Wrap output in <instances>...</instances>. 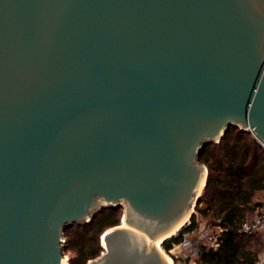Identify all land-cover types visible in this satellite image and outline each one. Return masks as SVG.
I'll return each instance as SVG.
<instances>
[{"label":"water","instance_id":"95a60500","mask_svg":"<svg viewBox=\"0 0 264 264\" xmlns=\"http://www.w3.org/2000/svg\"><path fill=\"white\" fill-rule=\"evenodd\" d=\"M231 126L264 145V0H0V264L120 205L87 264H170Z\"/></svg>","mask_w":264,"mask_h":264},{"label":"trees","instance_id":"16d2710c","mask_svg":"<svg viewBox=\"0 0 264 264\" xmlns=\"http://www.w3.org/2000/svg\"><path fill=\"white\" fill-rule=\"evenodd\" d=\"M199 161L208 167L206 186L196 203L199 216L220 225V245L203 244L197 264H257L264 246L261 232L239 231L245 220L264 214L256 198L264 193V145L251 131L231 126L219 142L204 146ZM123 206L105 207L90 222L73 223L65 228L64 251L69 264H87L101 254L104 232L122 221ZM191 223L162 242L169 251L184 239V233L198 226L196 214Z\"/></svg>","mask_w":264,"mask_h":264},{"label":"rangeland","instance_id":"374dc122","mask_svg":"<svg viewBox=\"0 0 264 264\" xmlns=\"http://www.w3.org/2000/svg\"><path fill=\"white\" fill-rule=\"evenodd\" d=\"M256 203H262L263 205L261 206V208H259V210L260 211H264V193H261L260 195L257 196ZM121 210H122V217H123L124 207ZM195 213H197L196 204L193 207L192 215L195 214ZM192 215H191V217H192ZM258 215L256 214L251 219L253 220ZM196 216H197V220H198V226L196 227L197 228L196 231L194 233H191L187 237L188 240H191V244L189 246L188 245H184V244H180V245L176 244V245H174V247H172L171 251H167L163 247V245L160 246V250L162 251V253L165 256H168L169 258H171L172 264H197L198 259H199V250H200L201 246L203 244L207 245L209 243V241H207L206 239H203L202 237H200V234H199L198 231L203 229L206 226H210V229H211L210 231L213 232V233H217V232L221 231L212 221H209L208 219L202 218L201 216H199L198 213L196 214ZM191 217L190 218L188 217V222L191 221ZM121 224L122 225L124 224L123 220L121 221V223L119 225H121ZM186 224H187V222H186ZM211 224H213V225H211ZM177 232H175V234ZM64 239L66 240V236L65 235H64ZM101 243H103L102 239H101ZM65 256H66V264H69L70 263L71 254L69 252L65 251Z\"/></svg>","mask_w":264,"mask_h":264},{"label":"built area","instance_id":"2783aa9c","mask_svg":"<svg viewBox=\"0 0 264 264\" xmlns=\"http://www.w3.org/2000/svg\"><path fill=\"white\" fill-rule=\"evenodd\" d=\"M190 223H191V221H189V222L187 221L186 225H189ZM211 225H213V224H211ZM216 226L220 230L223 229L220 225H216ZM196 229L197 228L184 233L183 241L180 242L177 245L184 244V245H188L189 246L191 244V240H188L187 237L191 233H194L196 231ZM210 230H211L210 226H206L203 229L199 230L198 232L200 234V237H202L203 239H206L207 241H209V243L207 244L208 247L217 248L220 245L219 233L218 232L217 233H213ZM239 231L241 233H247V234H253V233H256V232H261V233H263V236H264V214H260V215L256 216L253 220L252 219L251 220H245L242 223ZM171 249L169 251H171ZM257 264H264V246H263L262 251L259 254Z\"/></svg>","mask_w":264,"mask_h":264},{"label":"bare ground","instance_id":"6f19581e","mask_svg":"<svg viewBox=\"0 0 264 264\" xmlns=\"http://www.w3.org/2000/svg\"><path fill=\"white\" fill-rule=\"evenodd\" d=\"M188 217H189V215L185 218L184 221H187ZM183 223H184V222H183ZM123 225H127V224L124 222ZM179 227H180V226H179ZM179 227H178V228H179ZM176 231H177V230H174V232H171V234H168V235H166V236H163V237L157 239L156 242H155L156 245L160 248L162 241L165 240V239H166L167 237H169L170 235H173ZM166 257H167L169 263L172 264V262H171V261H172L171 258H169L168 256H166Z\"/></svg>","mask_w":264,"mask_h":264}]
</instances>
